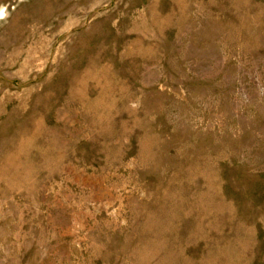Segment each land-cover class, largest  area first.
Returning <instances> with one entry per match:
<instances>
[{
  "label": "rangeland",
  "instance_id": "rangeland-1",
  "mask_svg": "<svg viewBox=\"0 0 264 264\" xmlns=\"http://www.w3.org/2000/svg\"><path fill=\"white\" fill-rule=\"evenodd\" d=\"M0 264H264V0H0Z\"/></svg>",
  "mask_w": 264,
  "mask_h": 264
}]
</instances>
